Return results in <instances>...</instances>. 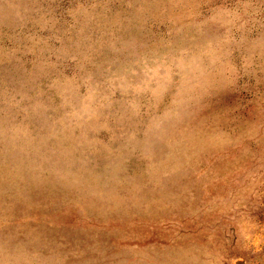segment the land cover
Wrapping results in <instances>:
<instances>
[{
	"label": "rangeland",
	"instance_id": "374dc122",
	"mask_svg": "<svg viewBox=\"0 0 264 264\" xmlns=\"http://www.w3.org/2000/svg\"><path fill=\"white\" fill-rule=\"evenodd\" d=\"M0 264H264V0H0Z\"/></svg>",
	"mask_w": 264,
	"mask_h": 264
}]
</instances>
